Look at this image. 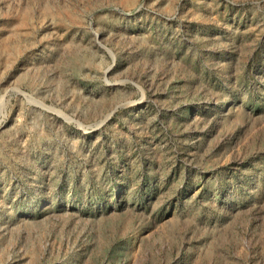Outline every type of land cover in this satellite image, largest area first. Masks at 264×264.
<instances>
[{
    "label": "rangeland",
    "instance_id": "obj_1",
    "mask_svg": "<svg viewBox=\"0 0 264 264\" xmlns=\"http://www.w3.org/2000/svg\"><path fill=\"white\" fill-rule=\"evenodd\" d=\"M0 264H264V0H0Z\"/></svg>",
    "mask_w": 264,
    "mask_h": 264
}]
</instances>
